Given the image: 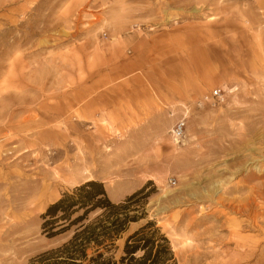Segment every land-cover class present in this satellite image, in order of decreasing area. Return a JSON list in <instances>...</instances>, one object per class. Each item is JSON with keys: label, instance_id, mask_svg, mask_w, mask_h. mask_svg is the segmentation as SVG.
Returning a JSON list of instances; mask_svg holds the SVG:
<instances>
[{"label": "rangeland", "instance_id": "obj_1", "mask_svg": "<svg viewBox=\"0 0 264 264\" xmlns=\"http://www.w3.org/2000/svg\"><path fill=\"white\" fill-rule=\"evenodd\" d=\"M88 180L150 181L178 264H264V0H0V264Z\"/></svg>", "mask_w": 264, "mask_h": 264}, {"label": "trees", "instance_id": "obj_2", "mask_svg": "<svg viewBox=\"0 0 264 264\" xmlns=\"http://www.w3.org/2000/svg\"><path fill=\"white\" fill-rule=\"evenodd\" d=\"M151 184L118 202L109 199L97 180L64 192L41 215V233L69 238L27 264H178L168 237L148 218L146 206L155 192L148 189Z\"/></svg>", "mask_w": 264, "mask_h": 264}, {"label": "built area", "instance_id": "obj_3", "mask_svg": "<svg viewBox=\"0 0 264 264\" xmlns=\"http://www.w3.org/2000/svg\"><path fill=\"white\" fill-rule=\"evenodd\" d=\"M220 89L213 90L210 94H205L203 97V101L210 102L211 100L213 102H217L220 99ZM184 122L183 120L178 121L170 130L171 137L174 140L177 138L178 140L181 139V136L184 132Z\"/></svg>", "mask_w": 264, "mask_h": 264}, {"label": "water", "instance_id": "obj_4", "mask_svg": "<svg viewBox=\"0 0 264 264\" xmlns=\"http://www.w3.org/2000/svg\"><path fill=\"white\" fill-rule=\"evenodd\" d=\"M63 235V234H62ZM62 235H58V236H56V237H54V238H51V239H55V241H56V243H58L59 241H61V243L62 242H64V241H66L68 238H65V237H63ZM60 243V242H59Z\"/></svg>", "mask_w": 264, "mask_h": 264}, {"label": "bare ground", "instance_id": "obj_5", "mask_svg": "<svg viewBox=\"0 0 264 264\" xmlns=\"http://www.w3.org/2000/svg\"><path fill=\"white\" fill-rule=\"evenodd\" d=\"M241 135V134H240ZM239 136V135H238ZM177 139V138H176ZM256 177V176H255ZM260 178V177H259Z\"/></svg>", "mask_w": 264, "mask_h": 264}]
</instances>
